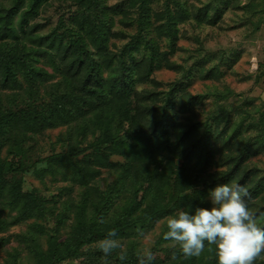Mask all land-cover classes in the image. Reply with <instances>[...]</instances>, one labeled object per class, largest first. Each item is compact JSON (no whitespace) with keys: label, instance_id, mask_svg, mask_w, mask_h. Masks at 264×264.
<instances>
[{"label":"trees","instance_id":"obj_1","mask_svg":"<svg viewBox=\"0 0 264 264\" xmlns=\"http://www.w3.org/2000/svg\"><path fill=\"white\" fill-rule=\"evenodd\" d=\"M50 1L0 0V235L31 222L34 232L48 237V249L41 244L38 250L34 242L32 251L37 264H61L83 257L89 259L93 254L84 253V247L96 244L110 230H115L127 258L120 261L119 249L105 258L112 264H139L137 252L144 251V234L158 223L166 227L165 222L174 208L190 206L189 212H192L197 205L206 207L201 204L206 199L205 190H192L191 196L188 195L192 182L202 174L208 176L204 182L209 190L232 182L246 186L251 197L247 202L252 201L250 207L258 219L264 217V203L253 202L262 188L261 180L254 176L250 185L245 184L256 172L254 166L249 168L245 163L253 154L257 155L260 148L244 145L235 149L240 133L234 129L227 139L232 148L222 154L213 138L226 134L231 120L224 130L219 129L217 118L210 123L207 118L200 121L197 117L183 124L180 115L172 113L177 105L180 112L192 109L201 96L188 90L189 76H183V82H174L164 93L165 102L161 101L158 106L148 102L154 97L150 96L153 92L137 89L160 63L154 40L148 43L153 54L147 61L145 76L138 72L141 60L134 58L141 43L137 36L119 52L116 67L113 60L105 65L101 58L106 57L109 50L114 25L111 12L103 5L105 1L56 0L69 9L74 8V14H62L47 34L39 33V22L32 21ZM168 1L180 5V18L173 19L169 12L166 21L168 37L172 35L175 40L174 23L189 18L184 8L187 1ZM150 8L146 0H139L138 36L151 24ZM193 20L201 21L200 15ZM40 59L45 65L37 64ZM218 60V65L202 78L222 77L225 73L222 67L231 70L237 55L221 53ZM46 67H51L53 72H63L58 82L64 89L59 83L43 87L53 77ZM112 67L114 73L109 75L107 68ZM76 79L79 86L75 84ZM71 119L86 120L82 129L92 130L93 141L84 148L69 141L64 149L56 150L58 141L44 136L54 128L72 124ZM175 130L178 136L171 141ZM216 140L218 142V137ZM217 156L223 160L219 162ZM159 158L166 161L162 170L158 168L162 165ZM216 167L225 169L215 170ZM103 173L112 180H107L105 191L100 190ZM28 175L41 184L49 177L57 180L62 175L64 181L69 179L76 185L78 197L74 207L78 212L64 240L59 236V229L66 216L58 210L57 196L26 185ZM70 203L65 202L64 207H71ZM53 216L56 225L48 229L45 223ZM259 226L264 228V221ZM165 232L158 236L157 244L150 250L155 255L152 264H187L188 257H182L181 252L175 260L167 256L161 261L159 253L173 251L168 247L159 248L161 243H169L163 239ZM3 238H0V251L5 248ZM10 254L7 252L8 256ZM94 255L104 257L101 251ZM24 261L17 258L14 264ZM8 263L9 259L4 258L0 264Z\"/></svg>","mask_w":264,"mask_h":264},{"label":"rangeland","instance_id":"obj_2","mask_svg":"<svg viewBox=\"0 0 264 264\" xmlns=\"http://www.w3.org/2000/svg\"><path fill=\"white\" fill-rule=\"evenodd\" d=\"M104 1L103 5L111 12L114 27H111L113 35L110 37L109 50L106 57L101 58V62L107 65L113 60V67H116L119 52L122 51L131 38L137 36V40L141 43L139 50L134 53V58L141 60L142 66L138 69V72L145 76L148 71L147 61L149 56L153 54L152 46H149L148 43L154 40V46L157 44L156 49L160 54V63H157L150 77L140 83L137 89L139 91L147 89L153 92L154 95L150 96L154 97H151L148 102L152 106H158L161 101L165 102L164 93L171 89L174 82H183L185 80L183 76H189L188 80L190 81H187L188 84L190 82L187 87L188 90L194 95L201 94V96L194 102L192 109L180 112V107L177 105L172 113L176 112L178 116L180 115L179 120L182 119L183 124L197 117L200 121L207 118L210 123L217 118L216 122L219 129L224 128L225 130L227 124L231 122L226 134L216 135L218 142L216 136L213 138V143L220 146L223 151L222 154L232 148L227 143V139L232 135L234 129L240 133L236 140L235 149H240L244 145L259 147V153L257 155L253 154L245 163L249 168L254 166L256 170L249 176L245 184L250 185L254 176L260 179L262 188L253 202L264 203V0H186L187 8H184L189 13V18L174 23L175 40L172 39V35L168 37L166 21L169 12L173 19L180 18V5L168 0H146L151 7V24L146 26L138 36L140 13L137 6L139 0ZM73 10L74 8L69 9L65 4H59L56 0H51L42 6L41 14L32 22L34 24L39 22V33L47 34L56 25L59 16L74 14L72 13ZM197 14L200 15L201 21L193 20L196 19ZM172 40L174 41L173 47H171ZM221 53L228 56L237 55V60L232 69L222 67L225 70L222 77L202 78L212 67L218 65V62H220L218 56ZM37 64L39 66L45 65L42 59ZM113 67L107 68L110 72L109 75H113ZM46 68L48 72L53 74V77L43 87L50 83H59L63 78V72H53L51 67ZM190 72L192 75L195 74L191 76L188 74ZM79 79H76L75 82L78 86L80 85ZM59 85L61 89H64L60 83ZM177 96L179 97L180 94ZM222 96H225V99ZM228 120L231 121L228 122ZM83 121L86 120L75 121L71 119L72 124L54 128L46 132L44 137L54 142L58 141L55 147L56 150L64 149L69 141L78 144L79 148H84L89 142L93 141V138L90 134L92 130L83 131ZM73 126V132L70 135ZM177 132L175 130L172 133L171 141L178 136ZM83 134H85L84 138ZM96 135L98 136L99 132ZM217 160L220 162L223 157L217 156ZM159 161L162 162V165L158 168L162 170L166 161H163L162 158H159ZM220 169H225V167L215 168V170ZM61 172L64 174L65 170L63 169ZM198 177V180L192 182V189L188 191V195L191 196L192 190H205L207 192L206 199L201 204L204 203L206 207L210 208L211 204L207 199L209 189L206 188L207 184L204 182L205 179H208V176L202 174L203 180L200 176ZM107 180L108 182L112 181L107 173H103L100 176L101 183L99 182L101 191L106 190ZM70 182L69 179L64 181L62 175H59L57 180L49 177L44 184H41L34 176H26V185L34 186L44 194L57 196L58 210L59 212L62 210L60 214L66 216L65 222L59 229V236L62 240L70 233L71 224L75 219L74 214L78 212L74 207L78 190L75 187L76 185ZM141 195L142 193H140ZM67 201H71V207L65 208L64 203ZM251 203L248 201L249 208L254 211L253 207H250ZM199 206L197 205V207ZM189 207L183 206L181 209H186L185 211L189 212ZM178 210L180 209L174 208L172 216ZM262 221H264V217L258 219V224ZM55 225L54 216L45 223L48 229L55 227ZM165 230L168 231L167 226L164 227V223H158L151 231H147L143 236L144 250H152L157 244L158 236H161ZM1 237H4L5 242L3 245L5 248L3 247L4 249L0 251V263H3L4 258H8V264H14L17 258H22L25 261L21 264H37L36 255L32 251L35 246L34 242L37 244L36 248L38 250L41 249V244L45 249H48V237L40 236L37 232H34L31 228V222L15 226L5 234H1ZM16 246L18 248L12 251L11 248ZM167 247L173 251L159 253L161 261L165 260L167 256H173V253L177 258L181 254L179 246H173L172 241H169L167 245L164 243L159 245V248ZM87 251L93 254L89 259L83 257L82 260H68L61 264H112L105 257L94 255L97 251H100L97 243L86 245L83 252ZM7 252H11L10 256L7 255ZM27 259L30 261H27ZM213 260H216L214 264H217L216 250L209 249L207 242L201 256L186 258L187 264H209ZM255 264H264V255Z\"/></svg>","mask_w":264,"mask_h":264},{"label":"clouds","instance_id":"obj_3","mask_svg":"<svg viewBox=\"0 0 264 264\" xmlns=\"http://www.w3.org/2000/svg\"><path fill=\"white\" fill-rule=\"evenodd\" d=\"M247 198V199H246ZM250 193L246 186L232 182L218 184L209 190L211 207H196L192 212L183 209L167 218L168 231L163 239L179 246L185 257H199L207 246H215L217 264H255L264 255V228L259 226L257 214L249 208ZM103 223V221H100ZM139 235L143 233L138 229ZM110 230L97 242L104 257L119 249L120 261L127 253ZM139 264H152L155 255L150 250L137 252ZM172 259H176L173 253Z\"/></svg>","mask_w":264,"mask_h":264}]
</instances>
